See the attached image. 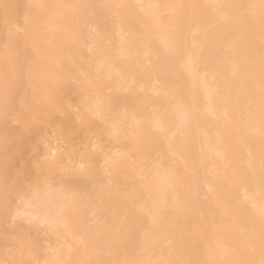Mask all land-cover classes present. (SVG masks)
<instances>
[{
  "label": "snow or ice",
  "instance_id": "obj_1",
  "mask_svg": "<svg viewBox=\"0 0 264 264\" xmlns=\"http://www.w3.org/2000/svg\"><path fill=\"white\" fill-rule=\"evenodd\" d=\"M0 264H264V0H0Z\"/></svg>",
  "mask_w": 264,
  "mask_h": 264
},
{
  "label": "bare ground",
  "instance_id": "obj_2",
  "mask_svg": "<svg viewBox=\"0 0 264 264\" xmlns=\"http://www.w3.org/2000/svg\"><path fill=\"white\" fill-rule=\"evenodd\" d=\"M11 2L15 3H28L31 2V0H11ZM35 2H41V0H35ZM47 2H53V0H47ZM103 2L107 3H115V4H128V5H134L137 3H143V4H149V3H169V2H181V3H192V4H211L216 3L218 0H103ZM122 15L124 18L135 24L140 16H142V13H140L139 9H126L122 10ZM117 43L119 42V37L115 38ZM195 41H200L203 39L202 35H196L193 38ZM182 83V82H181ZM208 131L212 134H214L215 129L211 125L208 126ZM222 134L227 140L229 133L221 128ZM203 145L204 151H205V158L207 161V168L209 169L210 173H213L215 175V171H219L221 173L220 179H217L214 181V186L217 190H219L222 187L223 184V165L222 163L214 156V154L209 150L208 145L204 144L203 141H201V144H198L196 146L197 150ZM261 145L259 143V139L257 138V144L254 148H250L246 144H239L237 145L234 150L230 151L228 154V160L231 163H235L236 165H244L248 162V154L251 152L252 158L254 162H258L259 159V152H260ZM211 178V177H210ZM171 215V213L169 214ZM167 222V221H166ZM184 225L180 224L177 225V227H183Z\"/></svg>",
  "mask_w": 264,
  "mask_h": 264
}]
</instances>
